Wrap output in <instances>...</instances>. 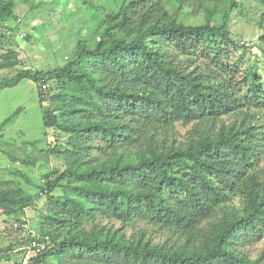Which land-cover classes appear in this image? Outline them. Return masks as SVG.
<instances>
[{
    "label": "trees",
    "instance_id": "1",
    "mask_svg": "<svg viewBox=\"0 0 264 264\" xmlns=\"http://www.w3.org/2000/svg\"><path fill=\"white\" fill-rule=\"evenodd\" d=\"M113 1L66 64L0 82L56 84L44 125L67 134L44 150L64 170L35 192L0 180V209L22 217L44 195L38 233L52 247L32 264H264V247L249 252L264 240V78L235 55L239 1ZM198 4L220 21L186 22ZM15 10L0 0V21Z\"/></svg>",
    "mask_w": 264,
    "mask_h": 264
},
{
    "label": "rangeland",
    "instance_id": "2",
    "mask_svg": "<svg viewBox=\"0 0 264 264\" xmlns=\"http://www.w3.org/2000/svg\"><path fill=\"white\" fill-rule=\"evenodd\" d=\"M14 1L16 16L21 18V23L16 22L18 34L8 35L13 39L0 45V64L7 61L5 55L9 49H16V64L0 66V82L23 69L48 70L66 64L67 57L80 40L92 45L96 39L93 25L102 12L115 8L113 0H89L93 7L83 6L81 0ZM237 1L240 8L233 12L230 27L233 37L243 43L245 49L235 55L241 52L244 60L254 64L264 78V54L258 45L264 32L261 26L264 24V2ZM184 18L188 23L220 21L218 15L212 17L202 4L186 13ZM16 20L10 23L15 24ZM20 33H25V37L20 38ZM47 85L43 90V86L33 80L23 79L14 87L0 88V128L7 118L12 117L0 129V180H10L30 192L38 190L54 169L65 168L62 159L44 153L51 143L64 144L67 139L65 132L44 125V109L52 106L50 96L59 90L52 82ZM42 94L49 95L43 104L40 102ZM187 128L180 126L181 133L184 134ZM261 164L264 167V158ZM62 193L61 188L55 191L56 195ZM44 205L45 197L41 195L36 205L26 209L22 217L7 216L0 209V249L5 253L11 250L10 257L3 253L0 264H11L25 252L30 235L38 233L39 209ZM141 226L140 223L128 230L135 231ZM263 247L264 240L258 241L250 246L249 252L256 258ZM42 264L56 263L53 257H48Z\"/></svg>",
    "mask_w": 264,
    "mask_h": 264
},
{
    "label": "built area",
    "instance_id": "3",
    "mask_svg": "<svg viewBox=\"0 0 264 264\" xmlns=\"http://www.w3.org/2000/svg\"><path fill=\"white\" fill-rule=\"evenodd\" d=\"M17 23H21V18H18L15 21V24H12L8 21L2 22L0 21V36L2 34L6 35H15L18 34L15 27L17 26ZM20 38L25 37V33L19 34ZM42 89L45 90L47 88V83L42 84ZM52 247V240L49 235H40L39 233H32L28 239V244L26 246L25 252H23L19 259L14 264H32L33 258L37 255L45 252L49 248Z\"/></svg>",
    "mask_w": 264,
    "mask_h": 264
},
{
    "label": "crops",
    "instance_id": "4",
    "mask_svg": "<svg viewBox=\"0 0 264 264\" xmlns=\"http://www.w3.org/2000/svg\"><path fill=\"white\" fill-rule=\"evenodd\" d=\"M11 39H13L11 36L4 37L3 39H0V45H1V44H4V43H8V42H10ZM9 50H10V49H9ZM14 51H16V49H14ZM1 70H2V69H0V71H1ZM0 88H3V87H0ZM10 252H11V250H8V252L5 253V252H2L1 249H0V259H4V258H3V256H4L3 253L6 254V255H8ZM6 255H5V256H6ZM7 257H10V256L8 255ZM18 259H19V257H18ZM18 259H17V260H18ZM17 260H13L11 264H14Z\"/></svg>",
    "mask_w": 264,
    "mask_h": 264
}]
</instances>
